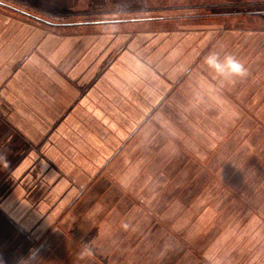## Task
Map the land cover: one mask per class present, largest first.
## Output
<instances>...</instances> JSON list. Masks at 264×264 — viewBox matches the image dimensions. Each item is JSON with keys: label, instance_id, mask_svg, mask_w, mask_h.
Returning a JSON list of instances; mask_svg holds the SVG:
<instances>
[{"label": "rangeland", "instance_id": "obj_1", "mask_svg": "<svg viewBox=\"0 0 264 264\" xmlns=\"http://www.w3.org/2000/svg\"><path fill=\"white\" fill-rule=\"evenodd\" d=\"M35 1L40 3L0 0V9L31 24L13 10L71 24L174 17L176 27L197 30L205 40V47L196 51L190 79L171 81L167 88L165 100L182 103L179 112L160 107L152 120L158 134L144 130L143 150L128 161L124 175L110 176L109 182L106 176L101 192L87 197L84 193L78 199L80 206L61 209L60 222L49 225L37 243L50 232L63 233L64 240L51 252L55 258L80 251L82 241L94 239L100 256L89 259L96 264H264V0ZM224 51L244 62L248 71L235 85L219 80L204 63L210 52ZM156 146L153 168L134 176L149 161L146 149ZM186 159L191 160L192 173L202 167L213 179L207 181L211 186L202 205L206 209L196 218L200 210L193 206L176 204L177 209L168 213L161 209L167 198L154 201L161 194L163 175L175 172L177 177ZM205 194L197 191L191 199ZM23 241L10 231L0 233V245L6 243L0 264L16 262L11 254L22 256L29 246ZM68 259L77 264L75 257Z\"/></svg>", "mask_w": 264, "mask_h": 264}, {"label": "crops", "instance_id": "obj_2", "mask_svg": "<svg viewBox=\"0 0 264 264\" xmlns=\"http://www.w3.org/2000/svg\"><path fill=\"white\" fill-rule=\"evenodd\" d=\"M9 14L0 9V233L18 234L29 245L21 257L11 254L12 264H25L33 250L44 264H74L73 257L77 264H96L94 239L95 255L85 262L78 249L53 257L63 233L37 241L60 222L61 209L80 206L84 193L101 192L106 176L124 175L143 150L144 130L155 133L152 120L160 107L179 112L182 103L165 100L167 88L190 79L205 40L197 30L176 27L174 17H117L50 30ZM109 20L114 31L104 27ZM156 149H146L149 161L134 176L153 168ZM182 162L177 177L163 175L154 201L167 198L161 209L168 213L176 204L193 206L200 210L196 218L206 209L207 181L213 179L202 167L192 173L191 160ZM197 191L206 194L191 199Z\"/></svg>", "mask_w": 264, "mask_h": 264}, {"label": "clouds", "instance_id": "obj_3", "mask_svg": "<svg viewBox=\"0 0 264 264\" xmlns=\"http://www.w3.org/2000/svg\"><path fill=\"white\" fill-rule=\"evenodd\" d=\"M104 27L106 30L114 31L116 29L115 21H105ZM206 66L216 75L222 82L228 85H235L236 82L248 75L247 68L244 62L238 59L235 55L224 51L210 52L204 60ZM124 229L129 228L128 223L122 225ZM95 255V250L91 242H81L78 258L83 260L91 258ZM25 264H44L41 259L39 251L33 250L25 260Z\"/></svg>", "mask_w": 264, "mask_h": 264}, {"label": "trees", "instance_id": "obj_4", "mask_svg": "<svg viewBox=\"0 0 264 264\" xmlns=\"http://www.w3.org/2000/svg\"><path fill=\"white\" fill-rule=\"evenodd\" d=\"M0 4H1V2H0ZM13 11L16 12L17 15H20L27 20H32L35 24H38V25L45 27L47 29H50V30H60L61 28H65V27H68L70 25L76 24V23L71 24V23H61V22L50 21L46 18L47 16L45 18L40 17V16H35L32 14H29L28 12L22 11L20 9H15ZM43 13H45L46 15H49L46 11H43Z\"/></svg>", "mask_w": 264, "mask_h": 264}]
</instances>
